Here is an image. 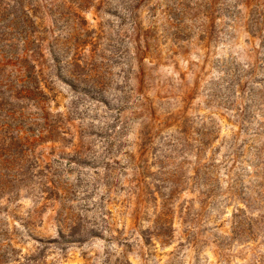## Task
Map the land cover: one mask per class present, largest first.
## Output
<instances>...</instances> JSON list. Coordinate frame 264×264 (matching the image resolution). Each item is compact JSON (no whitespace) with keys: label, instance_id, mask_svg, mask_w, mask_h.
<instances>
[{"label":"rangeland","instance_id":"obj_1","mask_svg":"<svg viewBox=\"0 0 264 264\" xmlns=\"http://www.w3.org/2000/svg\"><path fill=\"white\" fill-rule=\"evenodd\" d=\"M4 2L46 100L0 264H264V0Z\"/></svg>","mask_w":264,"mask_h":264},{"label":"trees","instance_id":"obj_2","mask_svg":"<svg viewBox=\"0 0 264 264\" xmlns=\"http://www.w3.org/2000/svg\"><path fill=\"white\" fill-rule=\"evenodd\" d=\"M9 7V3L0 0V193L7 196L4 205H9L11 191L17 188V177L20 176L18 172L21 169L18 165L25 156L24 152L19 154L13 150L27 145V132H24V125H27V104L24 103L30 100L35 107L43 108L46 100V88L40 86L39 76L34 72L38 62L44 58L43 51L37 37L34 34L27 35V12L24 13L27 8L25 10L20 7L17 11L20 14H17L9 13ZM28 22L33 25L30 20ZM12 32L20 37L21 49L9 45L12 40L8 37ZM28 41L37 42V46L34 49L28 48ZM49 52L52 61L58 63L56 52ZM15 63L22 67L26 65L27 71L22 70L20 73L16 70ZM17 157L21 159L17 160Z\"/></svg>","mask_w":264,"mask_h":264}]
</instances>
